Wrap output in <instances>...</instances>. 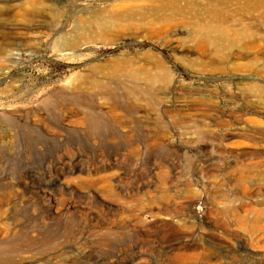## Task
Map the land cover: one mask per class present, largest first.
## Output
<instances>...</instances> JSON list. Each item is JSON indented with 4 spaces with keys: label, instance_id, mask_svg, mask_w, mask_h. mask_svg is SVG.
<instances>
[{
    "label": "rangeland",
    "instance_id": "obj_1",
    "mask_svg": "<svg viewBox=\"0 0 264 264\" xmlns=\"http://www.w3.org/2000/svg\"><path fill=\"white\" fill-rule=\"evenodd\" d=\"M112 1L0 0V264H264V223L219 212L237 166L264 169V44L198 50L206 0L152 36L70 42ZM118 58L154 80L93 71Z\"/></svg>",
    "mask_w": 264,
    "mask_h": 264
},
{
    "label": "bare ground",
    "instance_id": "obj_2",
    "mask_svg": "<svg viewBox=\"0 0 264 264\" xmlns=\"http://www.w3.org/2000/svg\"><path fill=\"white\" fill-rule=\"evenodd\" d=\"M180 1L181 0H114L111 5H109L111 9L108 13H106V9H102L95 12L90 18L80 21L76 20L77 33L70 42H76L85 38L89 39L90 37L96 38V40L113 39L117 37L118 33L125 31L130 26H134L137 23L140 24V26L143 25L146 32L152 36L162 29V27L159 28L161 23H168L174 21V17L183 16L184 10L179 6ZM43 2L45 3V1ZM206 2L209 7L203 10V12H195L189 19V22H191L193 26V31L189 37L194 40L198 50H204V48L208 46V43H211L214 47V51H218L224 46H235L237 47L238 54H241L250 53L261 43L264 44V0H206ZM41 4L42 0H25L23 3V5H30L34 9ZM211 5L215 7V10H212ZM184 7L188 8L189 4L187 3ZM217 7L221 10V14L219 11H216ZM226 22H237L241 28L232 27L229 32L223 27ZM246 37L250 39L247 40L245 39ZM259 59L264 60V55L255 57V60L258 61ZM136 62L129 59L124 60L118 58L102 65H96L93 71L104 77L124 73L132 79L143 78L146 81L152 82L154 76L148 73L149 69L147 65L141 64L138 68H133L132 65H135ZM157 62L158 61L153 60V62L150 63L152 67L154 66V69L159 67V64H156ZM98 82L100 83L101 81L99 79H94L90 80L88 83L96 85L99 84ZM255 135L260 138L262 137V132L256 131ZM236 159H238V157H236ZM234 172L237 179L235 186L238 187L233 196L235 198H228L227 201L223 202L219 212L230 215L235 220V225L239 228L242 226H249V228L256 229L257 225L264 223V201L252 204L243 200L242 197H244L254 185L257 186L256 188L258 190L261 188V184H264V169L258 171L255 165L245 164L237 166ZM256 177L261 180L262 183L259 181L254 183ZM218 199L222 200V198ZM249 214H252L251 218L248 216ZM261 217L263 218L261 219ZM205 242H207V240ZM209 246L215 250L216 248L218 249L216 243H211ZM223 250L218 253L223 254ZM209 256L210 255H208V257ZM213 256L215 257V255Z\"/></svg>",
    "mask_w": 264,
    "mask_h": 264
}]
</instances>
